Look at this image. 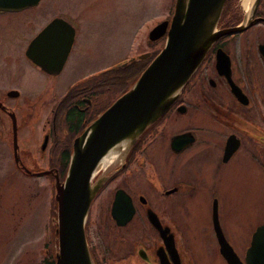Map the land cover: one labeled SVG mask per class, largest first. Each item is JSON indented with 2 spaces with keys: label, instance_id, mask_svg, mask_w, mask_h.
Masks as SVG:
<instances>
[{
  "label": "flooded vegetation",
  "instance_id": "1",
  "mask_svg": "<svg viewBox=\"0 0 264 264\" xmlns=\"http://www.w3.org/2000/svg\"><path fill=\"white\" fill-rule=\"evenodd\" d=\"M243 8L240 0H224L217 29L243 20L245 27L212 42L166 112L106 172L84 225L94 264H227L217 234L244 264L251 234L264 217L249 219L252 231L236 248L239 237L228 228L227 210L229 192L264 193V0H256L246 16ZM24 57L32 68L55 75ZM96 72L67 85L55 99L41 124L35 156L19 149L17 162L12 159L18 175L61 178L70 135L86 121L71 130L76 122L66 109L69 101L84 116L95 109L90 92L99 83L86 78ZM69 88H74L71 98L61 102ZM11 90L16 92L11 98L24 95L19 87L0 86V101ZM93 203L99 214L93 222L96 240L90 242Z\"/></svg>",
  "mask_w": 264,
  "mask_h": 264
},
{
  "label": "rangeland",
  "instance_id": "2",
  "mask_svg": "<svg viewBox=\"0 0 264 264\" xmlns=\"http://www.w3.org/2000/svg\"><path fill=\"white\" fill-rule=\"evenodd\" d=\"M170 2L39 0L19 11H0V86L3 89L16 86L24 92L17 98L0 101L14 114L17 150L33 152L31 155L35 156L33 150L43 119L67 85L122 64L137 54L158 49L160 41L148 46L146 34L169 16ZM55 16L74 29V39L60 71L46 75L32 68L23 53L32 36ZM14 78L17 80L12 81ZM37 164L42 165L39 160ZM52 182L41 176L27 178L16 173L11 158L10 122L0 109V264H45ZM248 185L253 182L246 181ZM253 194L229 192L227 221L230 231L239 237L234 242L236 248L252 231L249 219L264 217V193ZM90 214L92 223L88 231L92 242L96 240L93 222L99 214L94 203Z\"/></svg>",
  "mask_w": 264,
  "mask_h": 264
},
{
  "label": "water",
  "instance_id": "3",
  "mask_svg": "<svg viewBox=\"0 0 264 264\" xmlns=\"http://www.w3.org/2000/svg\"><path fill=\"white\" fill-rule=\"evenodd\" d=\"M39 0H0V11H19ZM224 0H173L168 20L162 19L146 34L148 41L163 37L162 46L129 86L86 123L71 140L68 162L59 181L52 182L54 203L50 225L55 246L53 264H94L84 225L88 208L106 180V172L122 159L137 138L173 103L212 42L222 34L240 31L245 22L217 29ZM256 0H252V6ZM250 8V5H249ZM244 10L245 16L249 11ZM250 8V9H251ZM74 29L59 17L51 18L27 43L24 55L40 70L56 74L68 54ZM149 52L136 55L145 59ZM15 91H8V98ZM10 122L11 154L17 162L14 114L0 103ZM42 147V146H41ZM108 152L113 158L100 165ZM219 253L227 264H243L217 234ZM244 264H264V224L252 232Z\"/></svg>",
  "mask_w": 264,
  "mask_h": 264
},
{
  "label": "trees",
  "instance_id": "4",
  "mask_svg": "<svg viewBox=\"0 0 264 264\" xmlns=\"http://www.w3.org/2000/svg\"><path fill=\"white\" fill-rule=\"evenodd\" d=\"M171 9L170 14L172 10L173 0L170 2ZM169 14V15H170ZM169 17V16H168ZM167 17V18H168ZM148 46H153V43H147ZM161 45V44H160ZM158 49L152 51L150 53V56L147 59L139 60H128L123 65H116L113 67H107L104 69L99 70L95 74H93L90 77H87L86 80H89L90 78H96L99 85L97 90H91L90 95L92 96V100L95 103V109L87 116L82 114L79 110H77L74 106H72V101H69V105L66 109L67 114L71 120L75 119V122L71 130H74L76 128V124L80 123L83 118L86 119L83 125L79 129H77L75 132H72L70 135V143L72 138L81 131L83 126L88 123L91 119H93L100 111H102L116 96H118L121 92H123L129 84L134 80V78L137 76L139 71L146 65L148 60L151 58L152 55L155 54V52ZM74 92V88L67 89L65 95L61 98V102H65L67 99H70L72 96V93ZM70 147L69 150H67L63 157H62V175L64 174L68 157H69ZM62 178V176H61ZM60 178V179H61ZM53 209H54V203L51 199L50 201V213L53 215ZM50 215V216H51ZM55 246V239L53 236V226L50 225V238L47 243L48 248V261L46 264H53V251ZM46 261V260H45Z\"/></svg>",
  "mask_w": 264,
  "mask_h": 264
},
{
  "label": "bare ground",
  "instance_id": "5",
  "mask_svg": "<svg viewBox=\"0 0 264 264\" xmlns=\"http://www.w3.org/2000/svg\"><path fill=\"white\" fill-rule=\"evenodd\" d=\"M239 1V0H238ZM243 6L245 10L249 8V5L251 4L252 0H242ZM113 154L111 152L106 153L100 160V165H106L108 161H110L113 158Z\"/></svg>",
  "mask_w": 264,
  "mask_h": 264
}]
</instances>
